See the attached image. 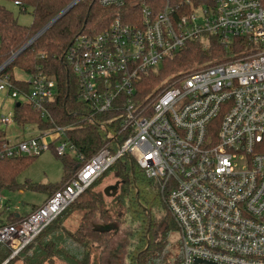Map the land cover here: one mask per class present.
I'll return each instance as SVG.
<instances>
[{
  "label": "built area",
  "instance_id": "1",
  "mask_svg": "<svg viewBox=\"0 0 264 264\" xmlns=\"http://www.w3.org/2000/svg\"><path fill=\"white\" fill-rule=\"evenodd\" d=\"M97 2L116 15L98 33L76 35L65 57L87 109L83 122H98L106 143L17 221H4L14 212L0 196V244L9 257L19 253L128 156L156 184L174 221L179 264H264V1ZM210 39L224 49L218 57L144 88L188 42L209 46ZM16 52L0 64V92L52 120L46 105L55 78L38 71L20 88L11 76L20 78L5 72ZM13 123L0 115V126ZM71 127L5 139L0 160L51 148L74 154L65 134Z\"/></svg>",
  "mask_w": 264,
  "mask_h": 264
},
{
  "label": "trees",
  "instance_id": "2",
  "mask_svg": "<svg viewBox=\"0 0 264 264\" xmlns=\"http://www.w3.org/2000/svg\"><path fill=\"white\" fill-rule=\"evenodd\" d=\"M15 1L19 3L16 5L19 11L30 10V24L19 23L13 12L4 5H14ZM71 1L0 0V64L19 50ZM127 10L129 9H125L126 12ZM116 13L117 9L102 7L97 0H78L5 68V72L11 75L13 68L18 67L27 74L41 71L55 78V95L46 105L52 120L43 119L27 102L16 101L12 117L17 125H31L37 129H47L55 124L73 126L66 129L65 134L73 144L75 153L57 155L62 159L63 165L61 180L49 186L29 183L26 186L31 190L44 191L46 196L50 195L80 164L106 143L98 122H83V114L87 109L77 99L76 82L65 54L76 35L98 33L107 27ZM223 52L224 49L215 39H210L209 46L198 41L188 42L180 55L167 61L159 74L151 75L143 83L144 88L147 90L170 73L189 70L195 64L214 59ZM12 77L14 84L23 89L27 88L24 80H14ZM4 141V130L0 127V143ZM36 156L22 155L0 160V191L20 188L17 176ZM109 173L114 175L119 184L114 196L106 198L103 191L95 188ZM149 190L158 197L161 207L153 204V198L147 195ZM160 208H164L166 214H162ZM21 217L9 213L4 221L13 222ZM127 217L130 223H136L126 234L129 245L133 247L126 254L129 261H133L129 264H134L135 260L138 264H177L180 261V245L177 241H170L175 234V224L156 184L143 175L131 158L123 156L5 264H100V255L106 250V242L118 229L117 222L121 218L126 220ZM97 218L100 222L96 221ZM10 254V248L0 244V264Z\"/></svg>",
  "mask_w": 264,
  "mask_h": 264
},
{
  "label": "rangeland",
  "instance_id": "3",
  "mask_svg": "<svg viewBox=\"0 0 264 264\" xmlns=\"http://www.w3.org/2000/svg\"><path fill=\"white\" fill-rule=\"evenodd\" d=\"M4 5L9 8L18 22L24 25H28L31 22L30 10L24 12L19 11L16 5L12 3H4ZM203 62L195 64L192 68L201 65ZM191 68V69H192ZM13 75L17 78L24 79L27 77V73L18 68H13ZM15 100L11 97L4 95L0 92V115L10 114L12 115L15 105ZM4 130V138L6 142L12 143L19 140L20 135L33 136L38 134L42 129H37L31 125L20 126L15 123L10 125L1 126ZM55 134H50L48 140H52L56 137ZM61 140L60 137L55 139L54 144L56 145L58 141ZM63 176V165L62 159L59 158L53 149H48L39 153L17 176V182L20 184V188L14 190H1L0 196L5 200L6 204L11 208V211L18 214H24L28 212L32 206L40 205L42 201L46 198V192L35 191L29 189L26 185L29 183H34L37 185H54L58 183ZM116 179L112 173L107 174L101 182L96 186L95 190L103 191V188L107 185L114 184ZM147 195L153 198V204L160 205L158 197H156L153 191H148ZM107 198V196H105ZM162 214H166L164 208H160ZM73 217V216H72ZM100 222V219H96ZM136 223H130L128 217L126 220L123 218L117 222V231L108 239L106 242V250L102 253L100 264H129V259L126 254L133 249L129 245V238L126 236L128 231H131ZM129 241V242H128ZM170 241L172 243L177 241V234L171 236ZM179 264V261L178 263Z\"/></svg>",
  "mask_w": 264,
  "mask_h": 264
},
{
  "label": "water",
  "instance_id": "4",
  "mask_svg": "<svg viewBox=\"0 0 264 264\" xmlns=\"http://www.w3.org/2000/svg\"><path fill=\"white\" fill-rule=\"evenodd\" d=\"M78 0H72L63 10H61L54 18H52L43 28H41L34 36H32L16 53L17 56L21 53L28 45H30L41 33H43L48 27H50L56 20L63 16L69 9H71ZM72 43V42H71ZM70 43V44H71ZM69 44V45H70ZM19 103H16L18 106ZM118 181L114 184L107 185L103 188V194L107 197H112L116 193L118 187ZM11 257H9L3 264H5Z\"/></svg>",
  "mask_w": 264,
  "mask_h": 264
},
{
  "label": "crops",
  "instance_id": "5",
  "mask_svg": "<svg viewBox=\"0 0 264 264\" xmlns=\"http://www.w3.org/2000/svg\"><path fill=\"white\" fill-rule=\"evenodd\" d=\"M15 124H16V123H15ZM0 127H1V126H0ZM33 127H34V126H33ZM1 128H2V127H1ZM35 128H36V127H35ZM27 137H31V135H30V136H27V135H23V134H22V135H20L19 139H23V138H27ZM46 197H47V196H46ZM44 200H45V199H44ZM44 200H43V201H44ZM43 201H42V202H43ZM37 206H38V205H37ZM33 208H34V207L32 206L31 209H30L28 212H26V213H24V214H18V213H17L15 216H16V217H19L20 215L23 216V215H25V214H28Z\"/></svg>",
  "mask_w": 264,
  "mask_h": 264
},
{
  "label": "flooded vegetation",
  "instance_id": "6",
  "mask_svg": "<svg viewBox=\"0 0 264 264\" xmlns=\"http://www.w3.org/2000/svg\"><path fill=\"white\" fill-rule=\"evenodd\" d=\"M129 262L131 263V262H133V261H129ZM134 264H138V263H137V260L134 261Z\"/></svg>",
  "mask_w": 264,
  "mask_h": 264
}]
</instances>
